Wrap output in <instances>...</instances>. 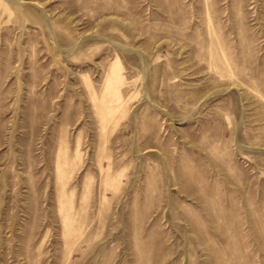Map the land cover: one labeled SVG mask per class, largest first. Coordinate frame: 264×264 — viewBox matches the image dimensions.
<instances>
[{"label": "rangeland", "instance_id": "obj_1", "mask_svg": "<svg viewBox=\"0 0 264 264\" xmlns=\"http://www.w3.org/2000/svg\"><path fill=\"white\" fill-rule=\"evenodd\" d=\"M0 264H264V0H0Z\"/></svg>", "mask_w": 264, "mask_h": 264}]
</instances>
